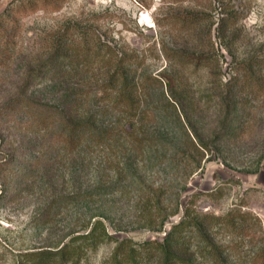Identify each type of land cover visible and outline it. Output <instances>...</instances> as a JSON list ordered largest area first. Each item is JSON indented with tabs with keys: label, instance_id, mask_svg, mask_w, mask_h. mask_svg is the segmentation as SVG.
<instances>
[{
	"label": "rangeland",
	"instance_id": "rangeland-1",
	"mask_svg": "<svg viewBox=\"0 0 264 264\" xmlns=\"http://www.w3.org/2000/svg\"><path fill=\"white\" fill-rule=\"evenodd\" d=\"M17 1L0 0V264H155L153 243L187 209L190 239L195 219L222 218L209 233L223 264H264V0ZM57 29L93 38L32 93L56 119L71 107L93 123L72 146L60 122L3 111ZM117 57L132 105L105 86ZM71 90L78 103L58 100ZM96 221L111 238L57 255ZM198 247L195 262L212 264Z\"/></svg>",
	"mask_w": 264,
	"mask_h": 264
},
{
	"label": "trees",
	"instance_id": "trees-1",
	"mask_svg": "<svg viewBox=\"0 0 264 264\" xmlns=\"http://www.w3.org/2000/svg\"><path fill=\"white\" fill-rule=\"evenodd\" d=\"M29 2V3H28ZM18 7H27L32 4L30 0H19L17 1ZM10 18V16L6 17ZM233 20V17L228 19ZM233 23V22H232ZM74 33H69L67 31H63L61 29H57L52 34H50L46 40L41 44L43 46V53H45L44 57L39 58L35 61L33 58V62L30 63L31 68L24 74L22 84L19 86L16 94L13 98L10 97V100L7 102L8 105L3 108V111L15 110L16 112L19 110H27L28 113L31 114L30 117L42 122L43 124H54L60 122L61 125V133L63 135V141L68 146L76 145L79 143L80 137L85 134L93 133L94 125L93 123H84V121L76 120V116L74 117V113L72 114L71 107L69 109V114L61 113L59 114V118L56 119V112L53 107H49L48 105L39 104L42 102H38L36 100V96L33 93L34 87L37 81L47 80L50 82H61L60 77L63 78V75L66 73L63 69L64 61H68V63L73 62L76 59L75 51L80 47V45L75 44L77 38H79L78 42H81V48H88L90 40V35L87 32L82 35L79 33L78 37L73 36ZM97 42V41H94ZM98 51L103 49L100 43H95ZM9 41L8 39L5 41L2 51L9 49ZM105 56V55H104ZM111 58V57H110ZM2 58H0L1 62ZM111 61V62H110ZM108 62L112 63L114 66L113 71H108L106 87L110 90H115L116 94L114 102L116 103H128L132 105L139 101L138 99V86L136 84L135 79L132 77L131 73L126 70V64L117 59L111 60L108 59ZM33 66V67H32ZM55 83V84H56ZM58 85V84H56ZM63 92L60 93V95ZM59 95V96H60ZM76 95V91L73 92L71 90L68 91L67 95H62L58 98L62 103L64 102V98H67L66 101L70 100V103H78L79 96H75L71 101V98ZM64 97V98H63ZM70 98V99H69ZM38 103V104H37ZM58 115V114H57ZM187 217L185 220L180 223L174 225L169 232L166 233V237L162 242L153 243L156 246V252L154 253V263L155 264H199L195 262V256L192 253V247L196 245L200 246L201 254H206L207 256L212 258L214 261L212 264H223L224 259L222 254L219 253L218 247L211 243V236L209 233V227L211 226L209 222H217L221 221V217H206V223H202L200 220H194L195 230L198 233L195 239L187 238L185 235V230L189 225L187 221L189 211L186 210ZM211 219V220H210ZM213 220V221H212ZM164 222V221H163ZM227 223L230 225H234L235 227H242L241 223L237 222L235 219H228ZM162 224V228H163ZM100 229L103 230V235L101 237L97 236V231ZM89 230H84L85 232L81 235H77L72 237L67 243H65L58 251L57 255L62 256V258L68 259V254L71 253V249H73L78 241L84 242H94L96 244L97 241L103 238H111L109 233L105 230V226L103 222L96 221L94 224L87 228ZM128 240L117 241V251L123 249L125 244H128ZM151 244L150 242H146V245ZM132 252L136 250L131 248ZM264 254V250H263ZM118 264V262H116Z\"/></svg>",
	"mask_w": 264,
	"mask_h": 264
}]
</instances>
